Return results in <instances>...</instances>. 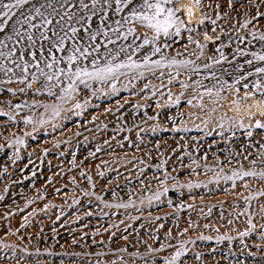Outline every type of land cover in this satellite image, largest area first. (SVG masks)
I'll use <instances>...</instances> for the list:
<instances>
[{
  "label": "rangeland",
  "instance_id": "374dc122",
  "mask_svg": "<svg viewBox=\"0 0 264 264\" xmlns=\"http://www.w3.org/2000/svg\"><path fill=\"white\" fill-rule=\"evenodd\" d=\"M49 2L60 10L61 0H32L16 10L0 32L7 45L0 50H15L5 61L0 57V66L12 69L0 72V95L10 86L21 93L20 101H0V264H165L176 251L183 252L176 264H264V177L260 175L264 143L237 150L242 160L235 167H215L206 153L231 127L209 111V99L229 89L225 87L217 97L220 84L253 91L257 80L264 81L255 72L264 61L252 55H264V41L258 39L264 35V0H201L200 6L209 7L217 23L224 29L226 24L231 27L225 30L224 43L215 48L200 43L197 33L185 27L179 35L172 29L170 35L161 34L152 42L154 32L124 22L129 9L116 13L114 0H100L96 15L87 21L92 0H85L87 10H80L77 0H69L64 10L75 11L85 21L72 25L80 31L75 39L65 41V51L53 48L51 53L47 41L37 40L29 47L26 37L18 40L13 32V26L21 29L16 24L22 19L20 11L28 14L33 4L40 7ZM41 11L47 15L51 9ZM105 15L102 21L100 16ZM33 23L39 24L40 18ZM49 27H55V20ZM129 27L135 32L124 39ZM21 30L27 31V26ZM42 30L31 31L38 37ZM91 33H99L95 41L89 39ZM6 35L13 39L6 40ZM146 37L148 44H144ZM248 40L253 43L250 48ZM74 45L92 52L74 65L89 71L93 59L103 66L124 62L129 56L138 63L149 56L162 66L150 63L121 69L123 74L107 80L76 81V91L65 96L62 90L70 83L65 76L59 83L46 81L33 65L39 63L45 72L57 67L67 72V55ZM95 45L98 51L93 50ZM156 47L160 52L153 54ZM31 52H36L35 59ZM52 56L63 59L48 69L45 64L52 62ZM173 58L193 63L169 66ZM25 61L30 67L21 83L24 74L16 65ZM7 73L18 75L3 78ZM33 75L39 79L33 80ZM179 80L188 87L177 84ZM45 85H54L53 95ZM170 128L198 133L165 134ZM249 171L257 175L225 179ZM145 186L147 192L141 190ZM126 190L133 193L128 201L122 197ZM116 204L131 206L106 207ZM133 206L139 212H133ZM99 210L106 211L108 218ZM213 245L224 250L212 252Z\"/></svg>",
  "mask_w": 264,
  "mask_h": 264
},
{
  "label": "snow or ice",
  "instance_id": "6c2138e0",
  "mask_svg": "<svg viewBox=\"0 0 264 264\" xmlns=\"http://www.w3.org/2000/svg\"><path fill=\"white\" fill-rule=\"evenodd\" d=\"M32 2V0H0V32H3L5 29V26L8 24L10 20L13 19L17 15L16 10H22L25 5H28ZM105 3H108V0H104ZM196 7H199L201 4V0H193ZM69 0H61L60 3V10H58L52 3L47 4H41L40 7H36L34 4L32 5L31 9L29 10L28 14L23 13L21 11L20 15L22 16V19H17L16 24L21 26V29L24 25L27 26V31H22L21 29L16 28L13 26V32L15 36L18 38V40H22L26 37L29 47H33L36 45L37 40L39 41H47L50 45L48 51L51 53L52 49L55 48L56 51H65L64 45L65 41L67 39H75L77 37L78 32L80 31L79 28L72 26L73 24H80L83 25V21L85 20L84 16H77L75 11L64 10L65 4H68ZM78 8L80 10H87L89 9V4L85 2V0H77ZM100 3V0H92L91 8L93 11L91 12V15H88L86 17L87 21H91L92 17L96 15V12L94 9L96 8V5ZM114 3L116 5L115 12L120 13L123 12L126 8L129 9V13L127 16L123 18L124 22L128 23H136L143 27H146L154 32V36L152 37V42H154L161 34L168 36L171 34L170 30L174 29L175 34L179 35L182 28L185 27L184 20L181 18V12L183 9L181 7H177V5L180 3V0H138V3L136 6L133 5V0H114ZM229 3H231V0H229ZM73 8L76 7V4L72 5ZM109 7H111V4H109ZM187 8V15L189 18H191L194 15V12L192 10V7L185 6ZM41 8H49L51 9V12H49L47 15H45L44 12L41 11ZM59 17V19H56V17ZM36 17L40 18V23L35 24L33 23V20L36 19ZM106 18L105 16H101V20L103 21ZM207 17H202L200 20V23L203 24L204 19ZM55 20V27L50 28V25H53V22ZM117 25L119 27H123V24L121 21H116ZM213 24H215V21H212ZM247 23H250L247 22ZM247 23L244 25L247 26ZM90 25L85 28L84 30L87 32L89 31ZM32 29H43L39 32V36L35 37ZM113 31H119V28L114 29ZM189 31H192V29H189ZM49 32H51V37L49 36ZM69 32L71 33V36H69ZM135 32L134 27H129L127 29V32L123 34V38L127 39L128 35H131ZM99 33H91L89 35V39L91 41H95L96 37ZM104 35L107 36L108 33L104 32ZM53 38H55L53 40ZM208 38L207 35L205 37ZM255 38V37H254ZM6 40H12V36H7L5 38ZM191 39V38H190ZM259 40L264 41V35H260L258 37ZM109 43H114V41L109 40ZM150 43L149 39L146 37L144 39V44ZM198 43V42H197ZM7 47L4 40H0V48ZM202 47V46H201ZM99 45H95L93 50L98 51ZM123 51V49H122ZM15 50H10L7 54H5L3 51H0V57H11L14 55ZM160 52V48L156 47L153 50V54ZM41 54L43 55V45L41 44ZM243 54V53H241ZM31 55L33 59L36 58V52H31ZM92 52L89 51L88 47H82L74 45L71 52L67 55V72H65L64 68L57 67L54 72H45L43 68H40L39 63L33 65L37 69H39V76H43L46 81H53L56 80L57 83L60 82V77L63 75L65 76L70 83L68 84L67 88L63 89L65 96H70L72 92L76 91V81H80V83H85L87 79H95V80H107L109 78H115L117 74H123L120 72L121 69H139L142 67H147L151 64H154L155 66L159 67L161 65V61H150L149 56L144 57L143 63H138L137 61L132 60L131 56L128 57V59L121 63H115L113 64L111 61L106 63L103 66H100L96 59H93L91 61L92 64V70L89 71L87 67H80L75 66L77 65V61L80 57L87 58L88 56H91ZM256 60L264 61V55H258L256 53L252 54ZM24 59V54L22 53L20 56V60ZM63 59V58H61ZM61 59H57L55 56H52V62L45 64V67L48 69H53L55 66L59 65L61 63ZM218 62V61H217ZM15 63V61H14ZM193 61H187L182 60L178 61L176 59H170L169 60V66H184L187 67L189 64H192ZM247 63L251 64L252 61L249 60ZM17 67L21 69V72L24 74L23 77L20 79L21 83H24L25 79H27V73L28 69L30 67L28 62H24L22 65L17 64ZM207 67V65H206ZM6 71L11 72L12 69H7ZM255 72L257 74H260L261 76H264V67H257L255 69ZM143 75V73H141ZM39 76L33 75L32 79L37 80L39 79ZM171 83V80L169 81ZM240 81L237 80L236 83H239ZM31 83L27 85V87L31 88ZM49 88V95H53L51 92V87L54 85H45ZM147 87V85H145ZM182 87L187 88V84H182ZM225 87L232 88L234 85H226V83H221L218 91L216 92L217 97L220 95V91H223ZM245 89L249 88V85L245 83L243 85ZM23 91V89H21ZM240 89H236L237 94L239 93ZM207 93L209 95L212 94V90L208 89ZM256 93H259V95L262 97V99H255ZM169 96L171 97V93H169ZM61 99H64V96L61 97ZM253 100L254 102L249 105L247 101ZM178 99L176 103H178ZM189 104L192 103L191 100L188 101ZM233 105L236 106V110L240 111L241 107L248 109V114L252 115V109H256L260 115H264V81L257 80L253 85V91H245L244 96H239L232 101ZM16 107H21L20 105H17ZM76 107H80L79 104L76 105ZM55 114H59L58 111H56ZM29 120H26L25 123H29ZM257 127H264V125L257 122ZM21 141H17V143H20ZM99 151V149H97ZM257 173L255 172H234L232 177H225L226 180L233 179V178H243L244 176H256ZM262 177H264V172L260 173ZM191 187V185H188ZM233 186H235V183H233ZM167 189H165V192ZM87 195V193H86ZM261 195H264V193H261ZM160 193L156 194V199H159ZM2 199V197H0ZM97 199H100V197H97ZM250 199V198H246ZM129 204H116V205H106V207H130ZM241 235H246V233H241ZM183 255L182 251H176L175 254L171 257V259L167 260L165 264H176V262L180 259V257Z\"/></svg>",
  "mask_w": 264,
  "mask_h": 264
},
{
  "label": "bare ground",
  "instance_id": "6f19581e",
  "mask_svg": "<svg viewBox=\"0 0 264 264\" xmlns=\"http://www.w3.org/2000/svg\"><path fill=\"white\" fill-rule=\"evenodd\" d=\"M137 3L138 2H136V4ZM185 6L192 7L194 15L191 18L188 17L187 8ZM177 7H181L183 9L180 15H181V18L184 20L185 28L187 30L189 29L194 30L197 33L198 41L200 43L208 45L213 48L224 43V40H225L224 33H225V30L231 28L230 24H226V27L224 29V26L222 24L217 23L215 19L212 16H210L209 7H206V6L205 8L201 6L196 7L193 0H180V3L177 5ZM202 17H207L206 19H204L203 24L200 23V20L202 19ZM212 21H215V24H213ZM206 35L208 37L207 39L205 38ZM239 40L241 42L240 44L244 46L246 45L244 39L239 38ZM252 45L253 43L250 42V40H248L247 46L250 48ZM2 50L3 49H1L0 51ZM5 51L3 52L7 54ZM4 58L5 57H3V60ZM0 72L1 74L3 72H6L5 66H0ZM17 75L18 74L8 75V76L4 75L3 78L11 79V78H15ZM177 84L179 85L184 84V80H179ZM17 89L18 88L16 86L8 87L7 91L1 93L0 101H3V100L7 101L8 99L9 101L16 102L18 97L21 94L20 92H18ZM236 89L237 88L235 87L229 88L227 91H225V93L221 97L219 98L215 97L214 98L215 100H212V101H210L209 99L208 107H209V111L211 112V114H213L214 117L218 118L220 122L222 121V122H225V124L227 125L228 123L231 125V127L230 125H228L230 129L227 130L228 127L226 128L227 131L221 134V136L216 141L215 145L213 144V146L206 149L207 156L211 159L210 161L212 162V164L215 167H219V168H226L228 167V164H231L232 167L240 165L242 158H241V153L238 152L237 150L245 149V148L249 149V146H251L252 143H259V144L264 143V127H261V128L257 127V122L264 125V115H260V113L256 109H252L253 114L249 115L248 109L244 108L243 106L241 107L240 111H237L236 106L233 105L232 101L233 99L237 97V95L241 97L244 96L245 91L240 90L239 93L237 94ZM257 94L259 95V93H256L255 99L259 100L257 98ZM260 99L262 98L260 97ZM253 102H254L253 100L247 101L249 105H251ZM50 112H51V109L47 113H50ZM179 130L176 128H170L165 131V134H170L172 136L181 137L185 134L186 136L188 135L195 136V134L198 133V131L196 132L191 131L192 133H188V132H182ZM254 135L257 137H255ZM148 189H149L148 186L141 188L142 191L144 190L146 192L148 191ZM104 194L106 196H109L111 192L110 191L105 192ZM184 194L188 195L190 193L188 192ZM132 196H133V193L132 191L129 192V190H126L122 195V197L126 201L131 199ZM149 197H153V196L150 195ZM131 210L133 212H139L136 206H133ZM235 211H238V210L235 209ZM99 214H101L106 219L108 218L106 211L101 212L99 210ZM221 246L222 245H213V246H210V248L212 249L211 250L212 252L223 251L224 248H222Z\"/></svg>",
  "mask_w": 264,
  "mask_h": 264
}]
</instances>
